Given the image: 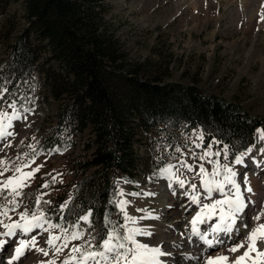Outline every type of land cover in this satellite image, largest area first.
Listing matches in <instances>:
<instances>
[{"label":"trees","instance_id":"trees-1","mask_svg":"<svg viewBox=\"0 0 264 264\" xmlns=\"http://www.w3.org/2000/svg\"><path fill=\"white\" fill-rule=\"evenodd\" d=\"M11 1L0 0V15ZM14 1L22 6L25 23L18 28L13 15L0 19V27L8 28L1 38L0 92L8 91L0 105L30 99V82L38 75L46 99L55 103L53 123L40 127V144L48 151L70 149L72 176L60 193L46 200L49 204L41 205L54 224L71 228L91 209L87 231L94 232L98 245L107 231L106 215L117 227L124 224L111 203L117 200L116 180L135 184L142 173L157 177L167 164L162 148L180 126L200 130L204 144L214 148L227 144L231 161L254 143L257 127L264 129V117L240 102L201 91L197 81L165 79L144 60L128 58L115 32L104 25L101 0ZM84 132L75 153L72 136ZM138 147L145 149L141 159ZM157 148L161 150L155 156ZM50 181L39 179L24 192L28 209L35 210V195ZM69 200L61 211L60 205Z\"/></svg>","mask_w":264,"mask_h":264},{"label":"rangeland","instance_id":"rangeland-1","mask_svg":"<svg viewBox=\"0 0 264 264\" xmlns=\"http://www.w3.org/2000/svg\"><path fill=\"white\" fill-rule=\"evenodd\" d=\"M101 1V8L104 10V25L108 31L115 32L128 58L144 60L153 71L156 69L157 72L165 75V79L183 83L197 81L201 91L220 94L227 99L240 102L249 112L264 117V24L263 26L259 24L251 29L246 28L244 24H233L228 14L230 9L236 6V3H240V0H219L220 5L215 16H211L210 13L214 9L213 4L215 5L218 0H200V6L194 5L196 0H184L179 7L175 0ZM6 15L14 16L13 19L17 22L18 28L25 23L22 6L17 1L12 0L10 2L6 13H2L0 19ZM7 29L0 27V46L4 43V39L1 38L8 32ZM3 57L4 48L0 47V59ZM30 87V99L21 105H16L17 110L22 113V117L13 121L14 127L10 131L14 132V136L9 137L7 141H0V149H3L0 151V159L21 164L28 159L25 153L31 156L29 145H33L38 151H41L43 154L35 158V163L31 167L43 166L31 180L30 186L24 189V192L31 189L37 180H51L55 176L57 183H50L48 188L40 192L47 193L43 196V200H49L52 196L60 193L71 179L72 174L69 167L72 152L69 154L70 149L52 152L40 144V127L46 128L53 123L55 103L50 98L46 99L40 75L30 82ZM23 108L32 111L23 113ZM0 111H7L11 115L13 109L9 107V104H1ZM24 115L27 116V119H23ZM258 130L263 129L259 127L255 130V143L249 148L254 150L255 154H259V157L264 158V152L261 151L264 149V141L259 139ZM86 133L79 134L78 137L72 136V142L75 145L73 152H78ZM173 134L176 135L173 140L170 143L166 142L162 148V154L167 159V164L163 168L169 164L176 165L175 170L178 169L180 174L179 169L182 168L180 161L185 160L194 168L192 172L182 168L188 174L196 175L201 163L211 172L212 165L198 159V155L205 151L208 146L204 144V139L201 147L195 146L197 143H201L198 139L199 135L202 134L201 131L198 129L184 131L180 126ZM174 143H176L175 147L171 149L169 145H174ZM5 144L11 146L5 147ZM177 147L181 149L180 152L176 151ZM160 150L157 148L154 153L155 156L160 154ZM216 150L218 149L212 146V151L215 152ZM137 151L139 159H141L145 155V149L138 147ZM193 153H196L197 156L194 157ZM18 156L21 158L20 160H17ZM212 159L217 158L212 157ZM218 159L222 164L225 163L223 153ZM234 159L232 161L228 159L227 163L233 166L235 171H239V183H241L242 192H244L246 201L250 200V204H253V202H257V199L259 200V196L244 191L247 185L243 183V178L246 174H254L256 171L251 166L235 165ZM140 168L142 166H139ZM29 170L28 168L24 169V171ZM160 172L157 177L150 178L140 170L139 173L142 174L135 184L125 182L120 178L116 180L118 191L122 190L127 198L126 201L129 202L127 208L129 207L146 217L151 214L155 218H148L151 219L149 222H155L154 219L167 210V198L162 188L170 179L160 175ZM178 173L177 175H179ZM11 174L8 172L5 175ZM2 179L4 177H0V180ZM194 179L195 183L198 182L196 176ZM120 182H123V187ZM131 193H138L139 195H131ZM183 193L181 190L175 191V196L178 194L179 202L186 199ZM124 198V195H117V200H124ZM21 199L22 206L17 212L27 208L23 197ZM258 206L261 207V205ZM121 214L123 217V213ZM10 215L13 219H18L15 212L10 213ZM50 222L53 223L51 220ZM78 223L80 229L85 231L86 239L93 237L94 232L87 231V224L82 221H78ZM65 228H68L69 231L73 230L72 227L66 226ZM0 231L3 229L0 228ZM51 232L60 234V229H52ZM31 236L36 237L38 246L41 245V247L49 250V256L46 257V260L51 259V249L43 242L40 243L39 240L41 236L48 238L49 233L37 229L30 233L28 238ZM240 238L238 237V239ZM82 243L81 240L71 241L69 247L60 254L57 264H61L72 245ZM216 249V247L211 249L209 253H213ZM11 250L9 247L7 251H3L2 258L10 257ZM34 256L32 251L26 252L19 264L27 263L28 259L30 257L31 259L35 258Z\"/></svg>","mask_w":264,"mask_h":264},{"label":"snow or ice","instance_id":"snow-or-ice-1","mask_svg":"<svg viewBox=\"0 0 264 264\" xmlns=\"http://www.w3.org/2000/svg\"><path fill=\"white\" fill-rule=\"evenodd\" d=\"M264 20V15L261 16ZM7 88H3L0 92V100H3V92H7ZM13 109L12 114L9 115L7 111H0V141H7L9 137L14 136V132L10 131L14 127L13 121L19 120L22 113L17 110L16 103L13 101L9 104ZM32 111L28 108H23V113ZM23 119H27L24 115ZM259 139L264 141V130H258ZM35 139V138H33ZM201 143H197L196 147L202 146L203 134L198 137ZM213 144H219L220 141H213ZM10 144H5V147H10ZM31 148V156L25 153L28 157L27 161L16 164L14 161L0 159V251H7L9 247L12 249L11 258L7 264H19L22 257H25L26 252L35 250L42 253L45 257L49 256V250L38 247L37 239L31 236L29 239L18 238L20 236H28L34 230H42L48 232L49 236L45 243L52 252V258L43 262V264H57V259L65 248H68L71 241L81 240L80 245H72L69 253L61 261V264H162L161 257L168 255L159 246H149L148 243H143L137 239L138 236H152L153 233L147 228L134 227L129 225H136L137 219L130 216L126 210V200H114L119 211L123 213L124 224L119 227L106 215L105 227L107 231L101 242L97 245L94 243L95 237L85 238V231L80 229L79 223L72 225V231L65 228L62 224L51 223L45 211L42 210L41 205H47L50 201L43 200V196L47 193H40L35 195V210L25 208L23 211H18L22 206V197H24V189L30 186L31 180L35 174L40 171L43 165H38L32 168L31 165L35 163V158L43 154L38 151L35 146L29 145ZM3 149H0L2 151ZM52 152H58L60 149L53 148ZM180 152L179 147L176 148ZM249 148L246 152L235 155L234 164H244V158L251 153ZM264 152V149H261ZM229 146L224 144L222 149L215 152L212 151V145L209 144L207 149L198 155V159L206 161L212 165V170L209 172L204 164L199 165V171L196 173V178L200 180V187L203 189V199L201 191L197 188L195 183H190V192L186 191L190 202L199 206V210L192 217L191 236H196L208 248H215L217 245L225 249L219 255H208L205 264H264V204L255 212L252 219L257 222L255 227L249 229L248 235L245 239L237 241L233 236L240 235V229L237 227V221H241V226L245 229L249 225L245 222V210L251 203L246 201L244 192L241 189V183L237 182V172L233 166H230L228 161ZM223 153L225 163H221L218 159ZM181 155L183 153L181 152ZM196 157L197 154L193 153ZM216 157L217 159H212ZM21 158L18 156L17 160ZM180 167L187 169L189 172L194 170L193 165L188 164L185 160L180 161ZM25 168L30 169L24 171ZM176 165L169 164L163 168L160 175L167 176L170 180L174 179L175 183L179 184L180 188H185L186 181L177 175V171H173ZM11 172V175H5ZM62 182V181H60ZM128 182V181H125ZM51 184L57 183L55 176L51 178ZM49 182L42 185L43 188L50 186ZM243 183L248 184L247 176L244 177ZM171 186V185H169ZM227 187V191H226ZM244 191L251 193L252 188L246 187ZM214 193H219L222 198L212 199ZM118 196L125 195L122 190L116 193ZM131 195H139L138 193H131ZM208 200L210 202H204ZM69 201H65L60 205L61 211L68 207ZM15 212L18 219H13L10 213ZM92 210L89 209L84 215L78 216V221H82L89 227L92 226ZM217 217L216 224L211 227L210 232H201L199 225L208 220ZM144 218H155L149 214ZM47 225V227H45ZM60 229V234H53L52 229ZM221 234L227 239L232 240L231 244H227L225 239L221 238ZM211 236V238H209ZM59 242V243H58ZM178 246V245H175ZM245 249L240 255H232ZM255 253L253 256L252 254Z\"/></svg>","mask_w":264,"mask_h":264},{"label":"bare ground","instance_id":"bare-ground-1","mask_svg":"<svg viewBox=\"0 0 264 264\" xmlns=\"http://www.w3.org/2000/svg\"><path fill=\"white\" fill-rule=\"evenodd\" d=\"M184 0H175L176 5L179 7L183 4ZM238 2V1H237ZM240 3H236V6L230 9V13L228 14L230 17V21L233 24H244L246 28H253L254 26H258L259 24H264V20L261 19V16L264 15V0H240ZM200 0H196L194 5H199ZM213 3V2H212ZM211 3V4H212ZM220 5V1L218 0L212 9L210 15L215 16V13L218 11V7ZM212 6V5H211ZM212 6V7H213ZM211 7V8H212ZM220 9V8H219ZM259 137V134H258ZM248 150V149H247ZM259 155V154H258ZM255 154L254 150L249 153L248 156L244 158V164L240 165L242 167L251 166L254 168L256 173L254 174H246L248 184L247 187L252 188L253 194L258 195L259 200L257 202H253L249 207L245 210V222L249 225L248 229H245L241 226V221H237V227L240 229L239 236H233L234 240L240 241L246 238L248 235L249 229L251 227H255L257 222L252 219V216L255 214L257 210H259V206L264 204V158L259 157ZM250 164V165H249ZM177 168V167H176ZM179 168V167H178ZM183 168V167H182ZM179 169L180 174L175 168L173 171H177L181 179L186 181L185 188H180L178 183L170 180L165 183L162 191L164 192L167 200L166 207L167 210L164 214H159L155 220V222H149L148 218L141 219L142 217H146L141 215V213L137 211H133L131 208H126L128 214L137 219L136 225H129L134 227H141L149 229L153 235L152 236H138L137 239L143 243H148L149 246H159L163 251L169 253L166 256L161 257L162 264H205V261L208 255H219L221 252H224L225 249L219 245L216 246V250L213 253H209L213 248H208L203 244L202 241L199 240L196 236L191 235V219L199 210L198 205H194L190 202L187 195H185L186 191H191L189 188L190 183H195L194 176L195 174H188L183 169ZM197 170V168H196ZM199 169L197 170V172ZM188 172V171H187ZM237 172V182L239 183V171ZM256 176V177H255ZM198 179V178H197ZM123 180V179H121ZM244 180V178H243ZM195 184L197 188L201 191L202 199H203V189L200 187V180H197ZM123 187V182H120ZM171 185V186H169ZM183 191L184 199L183 202H179L178 197L175 191L177 190ZM261 193V194H260ZM124 200H127L124 195ZM222 198L219 193H214L212 199H220ZM165 199V198H164ZM253 201V200H252ZM204 202H210L208 200H204ZM217 217H213V219L206 221L203 224L199 225L201 232H210L211 227H213L217 222ZM264 222V220H262ZM241 236V238H240ZM238 237L240 239H238ZM18 238L29 239L28 236H20ZM211 238V236L209 237ZM221 238L225 239L227 244H231L232 240L227 239L221 234ZM40 243L47 240L46 236H41L39 238ZM39 245V244H38ZM37 245V246H38ZM47 245V244H46ZM178 245V246H175ZM38 247H41L38 246ZM43 248V247H42ZM245 249H241L240 252L232 254V255H240ZM261 250H264V246H261ZM33 254H35V258L31 257L28 259V262L25 264H43V262L47 261L46 257L34 249L31 250ZM12 252V250H11ZM3 251H0V264H7V261L11 258L12 253H10V257L2 258ZM253 256L255 253L252 254ZM7 256V255H6ZM30 256V255H29ZM27 257V256H26ZM23 258V257H22ZM21 258V259H22ZM24 264V263H23Z\"/></svg>","mask_w":264,"mask_h":264}]
</instances>
